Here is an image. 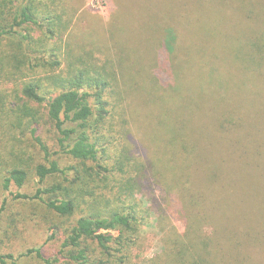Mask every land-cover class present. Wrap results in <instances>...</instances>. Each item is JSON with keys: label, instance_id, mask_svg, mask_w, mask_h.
I'll list each match as a JSON object with an SVG mask.
<instances>
[{"label": "trees", "instance_id": "1", "mask_svg": "<svg viewBox=\"0 0 264 264\" xmlns=\"http://www.w3.org/2000/svg\"><path fill=\"white\" fill-rule=\"evenodd\" d=\"M75 1L0 0V144L8 154L0 187L12 201L42 204L57 218L71 221L62 230L55 228L46 241L58 242L51 256L44 245L18 255L0 254V264L26 259L39 264H135L127 248L142 240L141 226L153 217L162 251L147 264H264L262 209L256 222L247 220L242 211L224 208L216 190L224 167L238 168L224 160L229 144L213 137L240 128L239 114L222 107L208 146L191 140L195 99L178 96L189 80L182 39L191 28L189 13L178 20L181 34L171 27L160 39L151 35V77L162 92L173 93L162 94V150L157 148V157L142 156L131 146L126 115L132 72L128 67L123 72V66L130 62L132 48L118 39L120 29H111L112 21L108 32L121 53L117 68L111 49L99 47L88 30L86 39L94 46L76 44L72 37L80 8ZM259 10L264 12V5ZM253 11L251 6L243 11L246 23ZM259 20L264 24V16ZM252 26L250 59L261 64L264 33ZM193 54V60H205L203 51ZM27 138L42 157L33 165L20 147ZM61 159L70 164L62 167ZM30 177L32 195L22 192ZM51 178L55 182L48 184ZM240 181L235 176L237 185Z\"/></svg>", "mask_w": 264, "mask_h": 264}, {"label": "rangeland", "instance_id": "2", "mask_svg": "<svg viewBox=\"0 0 264 264\" xmlns=\"http://www.w3.org/2000/svg\"><path fill=\"white\" fill-rule=\"evenodd\" d=\"M75 5L80 8L72 37L76 44H85L87 49L94 46L86 39L88 30L99 47L107 45L111 49L117 68L121 53L112 46L108 32V24L112 21L115 26L110 28L120 29L118 39L132 48L130 62L123 66V72L129 71L128 68L132 72L133 91L126 100L130 143L137 153L152 157L156 156L158 147L162 150L163 95H171L173 90L162 92L151 77V35L160 39L162 32L171 27L181 34L182 26L178 20L189 13L191 28L187 31L188 35L182 38L183 44H186L184 52L188 58L185 69L189 80L185 88L178 90V96L183 100L195 99L196 106L191 110V140L208 146L206 142L212 139L210 132L214 130L217 111L226 106L237 111L241 119L240 128L225 134L218 133L220 136L216 133L213 137H221L223 144L231 145H227L230 150L225 152L227 158L224 160L228 162L227 166L232 162L238 168L235 171L224 167L226 171L216 190L222 203L225 202L224 208L242 211L247 220L256 222L261 209L264 215V190H261L264 188V61L259 64L250 59L248 38L254 29L252 24L257 31L261 29L264 33V24L259 20L260 16H264V12L259 10L264 0H76ZM248 6L254 8L250 23L243 20V11ZM245 18L249 20L247 16ZM153 26L155 29L151 30ZM195 51L204 52L203 62L191 58ZM212 71H215L213 75L216 77L211 75ZM115 132V138H119L120 131L115 129ZM118 146H122L121 141ZM20 147L29 153L31 159L28 160L27 156L26 159L30 165L42 160L38 149L28 138L22 140ZM4 152L0 144V171L6 166L4 163L8 154ZM60 163L62 167L70 164L67 159H61ZM235 176L242 178L238 185L234 182ZM53 182L54 178L47 181L48 184ZM99 188L105 190L102 185ZM33 191L34 183L30 177L22 192L32 195ZM237 196L240 197V204ZM4 199L8 204L2 213L0 254L18 255L44 245L47 256L55 253L58 242L46 241L55 228L62 230L71 221L57 218L42 204L12 201L0 187V208ZM174 223L178 226L177 222ZM141 233L142 240L136 242L135 247L127 248L134 255L135 264H147L162 251L154 217L144 221ZM21 264L39 263L26 259Z\"/></svg>", "mask_w": 264, "mask_h": 264}]
</instances>
